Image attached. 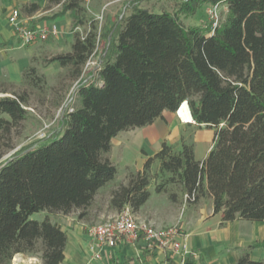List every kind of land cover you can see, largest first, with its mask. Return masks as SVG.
Wrapping results in <instances>:
<instances>
[{
    "label": "trees",
    "instance_id": "trees-1",
    "mask_svg": "<svg viewBox=\"0 0 264 264\" xmlns=\"http://www.w3.org/2000/svg\"><path fill=\"white\" fill-rule=\"evenodd\" d=\"M146 1L128 0L102 34L95 24L84 34L75 30L88 23L85 0L19 7L21 16L47 13L41 19L68 14L70 50L49 60L75 85L57 128L3 159L12 148V129L27 117V98L0 83V264H12L16 254L59 264L67 237L49 215L78 211L79 219L86 217L97 191L117 175L111 139L151 124L165 110L177 112L183 102L193 124L214 130L204 159H195L193 141L183 135L177 146L163 141L141 170L127 169L125 183L110 190L109 207L137 212L152 180L154 191L172 201L211 198L221 223H264V0H178L172 12L142 7ZM204 4L224 5L222 20L185 27L179 16H194ZM99 36L104 45L84 77ZM28 73L35 68L28 66L23 79ZM39 211L44 218L32 219ZM261 246L264 240L243 248L234 264H264L249 258Z\"/></svg>",
    "mask_w": 264,
    "mask_h": 264
},
{
    "label": "crops",
    "instance_id": "crops-1",
    "mask_svg": "<svg viewBox=\"0 0 264 264\" xmlns=\"http://www.w3.org/2000/svg\"><path fill=\"white\" fill-rule=\"evenodd\" d=\"M44 1L0 0V81L18 82L21 79L22 71L39 53L53 52L54 54L56 51L61 53L70 50L73 37L70 32L68 14L54 19H41L44 12H38L32 16H22L27 23L33 26L56 24L58 33L53 35L52 39L47 37L44 41L22 45L15 36L8 22L11 10L19 9L22 4L27 2H37L43 5ZM61 43L65 46L63 50L60 48ZM165 111H163L162 117ZM162 117L155 119L149 125L120 131L111 139L110 159L117 166V175L109 184L111 189L119 183H125L127 169L141 170L146 158L153 156L161 148L163 141L172 145L179 142L188 125L180 123L164 125L161 124ZM213 134V129L202 125L192 130L196 160L202 161L211 149ZM133 148L137 155L135 163L124 159ZM152 184L153 182L149 184L148 188ZM104 187L106 186L97 191L93 203H96V197ZM149 191V198L135 212L136 216L141 217L139 212L147 205V222L159 227L180 226L191 249L200 255L197 264H234L243 248L264 240L263 222L235 219L221 223V213H213L211 198H207L206 202L202 204L199 201L184 202L180 198L177 201H172L166 192L156 193L154 186L153 190ZM109 198L108 195L105 202V206L108 207ZM90 207L87 208V216L81 219L77 217L78 211L66 215L60 213L49 215L50 220L59 225L67 237L63 260L59 264H180L177 257L159 247L147 248L140 240L119 242L112 248H104L100 258L92 259L89 249L91 242L89 227L93 225V217L89 216ZM92 210L95 213L94 218L104 216L105 210L97 207H93ZM15 258L20 259L21 264H41V260L37 256L16 254ZM249 258L255 261H264V246L251 249Z\"/></svg>",
    "mask_w": 264,
    "mask_h": 264
},
{
    "label": "rangeland",
    "instance_id": "rangeland-1",
    "mask_svg": "<svg viewBox=\"0 0 264 264\" xmlns=\"http://www.w3.org/2000/svg\"><path fill=\"white\" fill-rule=\"evenodd\" d=\"M128 0H85V15L88 20V23L85 26L76 28V31L84 34L89 30L90 24H95L96 29L99 34L105 32L111 25L114 23L118 17L122 14L123 6ZM178 0H151L142 3V7L148 8L149 10L160 12V11H174L177 6ZM211 5H202L197 13L194 16H182L179 18L185 27L192 25L208 26L211 25V20L208 14V9ZM218 22L222 20L225 13V6L218 5ZM47 13H43L41 16ZM71 32V31H70ZM72 34V32H71ZM52 39L53 35H49ZM45 40V39H44ZM43 40V41H44ZM65 42H67L64 39ZM29 45V44H27ZM104 45V40L99 36L95 54L87 62L83 76L93 72V69L97 62V57L102 50ZM67 46V45H66ZM60 48L63 50L65 46L60 45ZM55 52V51H54ZM57 51L54 53L56 54ZM53 52L39 53L38 56L33 57L30 60L28 66L35 68V74L28 73L26 79H23L22 74L25 72V68L21 73V79L18 82H8L0 81L3 83V86L7 89H13L19 94H24L27 98V117L23 120L20 126L12 129L11 132V145L12 148L9 149L3 156V159L6 158L10 153L16 149L23 147L27 144L34 142L35 140L46 136L48 133L53 131L58 126V121L61 114L69 107L71 102V95L75 83H71L69 80L64 78L65 69L61 68L57 62H50L49 58L54 55ZM31 76V77H30ZM32 76H35L34 78ZM39 77L41 79H39ZM33 78V79H32ZM0 95H2L0 93ZM4 116V115H3ZM169 123H184L178 118L176 112L165 111L164 116L162 117L161 124L169 125ZM188 128L184 129V138L186 142L190 143L192 139V130L197 127V124H187ZM192 125V126H189ZM205 127V126H204ZM179 143V142H178ZM176 144V146L178 145ZM135 149H131L129 154L124 158L127 161L135 163L136 160ZM157 162L151 166V176H156V166ZM158 177L156 176L155 180L157 181ZM152 183V180H151ZM111 185H107L98 193L96 197V203H93L90 207V215L93 220L92 223L96 224L101 221H104L108 217L114 216L117 211L111 207L105 206L108 195L110 193ZM153 184L148 188L153 190ZM171 190H174V185H170ZM206 198L199 200V203H205ZM93 207L100 208L104 211V216L102 218H94L95 213L93 212ZM46 212L39 211L33 213L31 216L32 219L42 220ZM138 217L141 220L147 222V205L139 212ZM145 217V218H143ZM12 264H21L20 259H16L15 256L12 259Z\"/></svg>",
    "mask_w": 264,
    "mask_h": 264
},
{
    "label": "built area",
    "instance_id": "built-area-1",
    "mask_svg": "<svg viewBox=\"0 0 264 264\" xmlns=\"http://www.w3.org/2000/svg\"><path fill=\"white\" fill-rule=\"evenodd\" d=\"M208 14L212 22L211 26H216L218 24L217 5H211ZM8 22L22 45L35 43L58 33V28L54 23L47 26L30 25L23 19L17 8L11 10ZM184 111L186 120L182 122L193 123L187 107ZM89 233L91 236L89 249L92 259L100 258L104 248H112L119 242L140 240L147 248L159 247L177 257L180 264H197L200 260L199 253L191 249L180 226H155L139 219L128 205H125L114 216L91 225Z\"/></svg>",
    "mask_w": 264,
    "mask_h": 264
},
{
    "label": "bare ground",
    "instance_id": "bare-ground-1",
    "mask_svg": "<svg viewBox=\"0 0 264 264\" xmlns=\"http://www.w3.org/2000/svg\"><path fill=\"white\" fill-rule=\"evenodd\" d=\"M186 107H187V104L185 102H183L181 104V106L179 107V109L177 110V115H178V117L180 118L181 121L186 120L185 111H184ZM187 109H188V107H187Z\"/></svg>",
    "mask_w": 264,
    "mask_h": 264
},
{
    "label": "clouds",
    "instance_id": "clouds-1",
    "mask_svg": "<svg viewBox=\"0 0 264 264\" xmlns=\"http://www.w3.org/2000/svg\"><path fill=\"white\" fill-rule=\"evenodd\" d=\"M189 116L191 117V115L189 114Z\"/></svg>",
    "mask_w": 264,
    "mask_h": 264
}]
</instances>
